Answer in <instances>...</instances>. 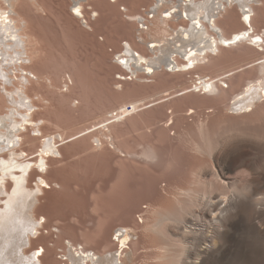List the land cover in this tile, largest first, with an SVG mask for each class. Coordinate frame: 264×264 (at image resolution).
Segmentation results:
<instances>
[{"label":"rangeland","instance_id":"374dc122","mask_svg":"<svg viewBox=\"0 0 264 264\" xmlns=\"http://www.w3.org/2000/svg\"><path fill=\"white\" fill-rule=\"evenodd\" d=\"M11 2L16 12L12 16L24 21L22 31L28 36L27 57L24 61L5 65L6 80L0 75V116L9 113L12 107L6 93L21 88L33 104L30 123H25L18 131L19 142L14 148L17 152H25L21 159L36 160L45 137L62 135L55 137L57 153L46 158L47 170L43 176L51 182V188H43L34 208L36 216L47 217V220L39 229L38 241L32 239L31 245L24 250L31 253V248L43 243L45 251L40 264H72L67 257L65 243L68 240L97 252L102 250L99 249L101 244L106 245L103 250L114 251L118 246L113 240L114 228L122 225L131 227L136 236L129 244L131 259L127 264H165L163 254L168 245H172L173 254L182 249L179 243L182 226L175 228L168 223L167 230L173 234L170 240L158 234L154 224L162 216V210L166 206L175 208L176 200L184 197L183 189L197 187L193 173L199 167H205L209 172L204 170V177L211 178L213 170L219 172L221 169L225 154L232 152L226 159L232 161L231 175H237L239 185L249 177L255 183L247 191L248 197H242L245 213L241 224L211 264H264V236L258 237L246 227L250 220L257 224L264 220V209L259 208L260 203L264 204V182L261 180L264 176V151L261 149L264 135L251 130H220L223 134H220L213 157L200 153L194 140L198 139L201 120L209 121L213 128L221 120L253 125L264 123V104L251 114L230 118L220 99L211 100V112L207 108H196L192 114L186 109L178 111L174 114V123L166 128V119L162 116L168 107L195 97L150 104L172 89L180 93L183 87L192 84L193 75L168 76L160 70L135 77L122 68L117 59L125 41L149 55L135 40L140 26L138 20L127 18L129 12L147 17L139 8H147L150 0H116L113 4L108 0H87L83 4V19L71 13L72 0ZM0 5L4 6L3 0ZM91 6L98 10L95 19ZM124 7H128V11ZM254 10V24L263 28L264 0L256 4ZM221 13L219 24L231 29L240 27L237 8ZM260 29L258 27L257 31H262ZM223 53L221 50V54L210 56V59L216 62ZM233 53L235 62L238 57L253 61L263 55L245 44H238ZM255 71L256 66H253L243 75L236 74L225 80L230 86H237L242 76H255ZM218 87L221 89L220 84ZM138 101L149 106L119 117L125 105ZM215 101L220 103L216 105ZM239 152L257 162L258 173L252 175L245 166H235ZM7 156V150L0 153V158ZM40 174L36 167L32 168L25 184L34 188ZM5 185L8 190L13 188L9 178ZM220 191L221 188L212 190L214 200L218 199ZM250 196L258 203L252 202ZM255 206L258 207L256 212L253 211ZM182 213L187 225L195 222L190 214ZM261 223L264 225V221ZM86 242L93 246L85 245ZM184 255L182 261H186L189 254L186 252V258Z\"/></svg>","mask_w":264,"mask_h":264},{"label":"bare ground","instance_id":"6f19581e","mask_svg":"<svg viewBox=\"0 0 264 264\" xmlns=\"http://www.w3.org/2000/svg\"><path fill=\"white\" fill-rule=\"evenodd\" d=\"M86 1L72 0L70 8L75 17L84 18L83 4ZM108 1L112 4L116 2V0ZM150 1L147 8L144 6L139 8L141 12L146 13L147 17L129 12L127 18L138 20L140 26L136 30L135 40L143 46L149 55L138 51L133 44L125 41L117 59L121 67L135 77L140 73L152 75L160 70H163L168 76L186 74L187 77L188 73V75L190 73L193 75L194 79L192 75L188 76L192 78L191 86L183 87L180 93L172 89L166 94H160L158 100L156 99L155 103L150 104H161L166 100L171 102L178 97L183 99L195 97L193 100L184 99L186 101L181 105L177 103L175 106L168 107L162 116L165 117L163 119H166L164 120L166 128L174 123V114L178 111L186 109L188 114H192L196 112V108V110L207 108L211 112L213 109L211 100L220 99L228 116H231L230 118L251 114L264 104V27L254 24V6L262 4V0ZM3 2L4 6L0 5V62L2 63L0 75L2 79L6 80L5 65L26 59L28 36L22 31L24 21L12 16L16 12L11 0H3ZM228 8H237V21L240 27L231 29L226 24L218 23L219 15ZM90 9L93 11L92 15L95 19L98 10L92 6ZM124 9L127 10L128 7H124ZM180 21L185 24H180ZM84 22L87 23L85 19ZM172 23H175V26ZM258 27L262 31L258 32ZM238 44H245L252 51H260L263 55L253 61L252 58L250 61L247 58L238 57L235 58L238 60L235 62L233 48ZM221 50L224 53L219 60L214 62L211 60L212 58L210 59V56L215 57L221 54ZM253 66H256V75L242 76V80L237 86L232 87L225 80L232 76L235 77L236 74L243 75ZM25 81L26 78L23 82ZM218 84L221 85V89ZM6 94L12 107H10L9 113L0 116V153L4 150L8 152L7 157L0 158V264H40L42 262L40 257L45 251L44 244L38 243V246L30 249L31 253H27L24 247L31 245V240L34 238L36 240L34 242L38 241L36 238H39L37 236L39 229L47 218L36 216L34 208L43 188H51V182L43 176L47 170L46 158L57 153L55 137L61 138L62 135L45 137L40 145L36 160L21 159L25 152H17L14 148L19 142L18 131L25 126V123H30V110L33 108V104L21 88H16L14 92L8 91ZM164 96L168 98L166 99ZM206 100L210 102L207 103ZM217 103L215 101L216 105ZM147 106L149 105L143 101L125 105L119 117L136 113ZM25 110L28 111L25 113L23 112ZM109 113L113 114L112 111ZM208 122L203 120L199 122L198 139H194L196 140V149L207 157H213L215 146H218L216 144L222 136L220 134H223L221 131L242 129L264 135L263 122L253 125L244 121L238 123L232 121V124L229 120H221L217 125L214 124L216 128H213V125ZM35 124L37 125V123ZM35 131L39 130L35 128ZM229 135L231 136V134ZM261 149L264 151V145L261 146ZM232 154V152L225 154V161L222 162L223 165L219 172L217 170L210 171L211 178H205L204 172L207 169L199 167L193 173L197 187L183 189L184 197L176 200V207L166 206L162 210V216L154 224L158 234L170 240L173 234L167 230L168 223L173 224L175 228L177 225L182 226L180 227L182 232L179 233L181 235L179 243L182 244V249L173 254L170 250L172 245L167 244L163 254L165 264H211L225 249L230 238H233V232L237 225L241 224L240 220L245 213L242 197H248L247 191L255 182L249 177L244 184H238L240 180L237 175L230 173L232 170L231 160L226 161ZM246 155L239 152V160L235 166H245L252 175L258 173L257 162ZM35 167L42 174L37 179L35 187L30 188L25 182L29 171ZM7 178L12 181L13 188L11 190L6 188ZM261 180L264 182V176H261ZM216 188H221L222 191L217 194L218 199L214 200L211 192ZM251 198L253 200V197ZM252 202L258 203V200L254 199ZM260 204L259 208L264 209V204ZM257 208L253 207V211L256 212ZM182 212L190 214L195 222L187 225L185 216L181 215ZM260 223L257 224L250 220L246 227L256 236L262 237L264 236V225ZM133 233L131 227L122 225L115 227L113 240L118 243V246L114 251L103 250L106 245L101 244L99 249L102 250L97 252L80 243L74 244L73 241L68 240L65 243L68 249L67 257L72 264H127L131 259L129 244L131 239L136 237ZM84 244L88 245L87 242ZM186 252L189 254L187 258L185 257ZM183 253L186 261H182ZM122 259L124 260L122 261Z\"/></svg>","mask_w":264,"mask_h":264}]
</instances>
